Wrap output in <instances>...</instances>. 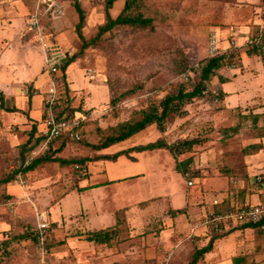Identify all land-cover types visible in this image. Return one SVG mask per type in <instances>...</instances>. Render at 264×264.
Masks as SVG:
<instances>
[{
    "label": "rangeland",
    "instance_id": "obj_1",
    "mask_svg": "<svg viewBox=\"0 0 264 264\" xmlns=\"http://www.w3.org/2000/svg\"><path fill=\"white\" fill-rule=\"evenodd\" d=\"M35 1L0 0V87L4 86V90H12L13 92L10 94L14 95L10 99H5L0 90L2 121H4V126L5 120L11 122L10 116H7V113H11V111L2 103L5 102L6 106L14 104L22 106L27 103L31 96L28 94L25 96L23 92L26 93L27 89L34 86L27 82L30 80H36L35 84L44 83L45 90H41V93L47 91L51 84V75L48 71L49 62L60 60L62 67L57 74L60 77L65 72L66 84L58 88L59 98L63 96L65 102L63 104L68 111L84 117L83 140L80 142L70 141L75 149L79 146L84 147L88 140L96 141L114 134L113 130L121 123L133 118L135 111L159 103L165 96L178 93L181 87L187 91L191 90L194 81L199 79L197 69L200 61L209 56L210 34L218 35L220 28L227 25L240 28L243 24L254 25L252 21L256 19L263 20L264 23L262 9L258 8L256 12L253 9L256 4H250L248 1L137 0L128 13L151 17L152 24L148 26L131 24L116 26L81 53L82 40L75 29L78 14L72 0H37L35 10L40 5V32L31 29L29 25ZM80 1L86 12V25L83 28V33L86 38H90L95 36L99 27L107 21V2ZM49 2L53 3L52 9H49ZM245 21L247 23H244ZM248 21L251 23L249 24ZM14 27L17 28L16 34L19 35V41L22 40L23 43L28 40L27 43L31 41L32 44H37L39 47L28 46L26 47L28 53L23 52V49L19 48L21 44L16 42L17 37L12 30ZM14 30L16 29L14 28ZM27 34L31 39H25ZM1 38L5 42H2ZM231 38L237 41L235 35H232ZM221 41L222 39H220L219 45L224 47ZM44 43L46 46L43 45ZM7 53L12 54L7 56ZM239 54L240 52H237L234 55L235 58L225 66L229 70L226 69L222 76L217 71L216 75H213L211 80L205 83V90H207L204 95L184 100L179 104L175 103L171 107H177V113H174L170 107L171 111L164 124V131L159 130L156 125H151L146 130L127 138L124 142L127 143L125 146H128L129 143L153 142L161 138L169 144L176 145L193 140L191 148L184 152L179 151L174 155L169 151L175 161L173 158L171 159V156L167 160L165 158L163 160L155 157L147 158L146 155L155 153L149 152L142 156L138 162L133 161L131 157L127 156L128 154H121L118 156V160H104L99 163L105 167V175L111 179H122L142 173V176L137 177L138 184L135 186L132 182L135 178L116 180L115 183L125 185V188H131V190L127 189L126 196L137 197L134 188L140 191L137 192L139 194L152 189L153 195L162 194L158 196L172 194V191L176 190L180 195H184L186 192L196 193L194 197L195 195L202 197L205 206H209L217 195L212 191L213 189H209L212 188L211 186H215V180L219 178L222 182L226 179L231 182L234 179L231 167L237 165L238 158L240 162L244 161L243 147L259 140L261 134L264 135V127L254 128L250 117L242 120L241 116L246 110L237 107L238 105L253 104L259 97L263 99L258 90H260V85L264 87V78L259 81L258 78L261 75L264 77V72H252L250 66V68L248 66L245 69L240 68ZM73 56H76L75 59L65 67L64 71V64ZM263 66L264 63L261 64V68ZM232 69L237 70L232 71ZM240 70L244 73H240ZM185 73L191 74H189V80H184L183 74ZM236 75L239 77L229 81L223 87L229 91L223 102L220 81L222 82V77L232 79ZM258 82L260 85L257 87ZM253 91H258L257 95L254 96ZM36 99L40 100V98ZM228 103L234 107L231 108ZM35 104L36 101H34ZM29 120L28 125L30 126L32 120L36 119L29 118ZM239 123L243 124L241 128L238 131L233 130V127ZM29 126H27V130ZM23 132L19 127L17 129H14L13 126L12 129L4 128L0 123V179L15 175L9 185L11 192H8L10 198L7 200L10 202L2 201L0 194V227L3 228L4 224L5 226L8 224L5 230L1 231L3 235L0 236V239L4 241L0 264H40L37 242L31 241L23 246L22 239H18L22 238L26 232L31 233L35 230L36 210L44 212L50 222H52L54 214L60 212L59 209L64 210L62 206L57 208L59 206L56 204H51L49 208L47 204L49 193H43V190L47 188L38 187L39 184H36L39 179L37 176L38 167L29 171L23 169L22 172L19 171V165L23 162L19 145L24 144L28 137L27 132ZM29 156L30 154L27 158ZM185 161L189 165L188 171L197 177L176 174L175 162L177 167V165L184 166ZM81 165H69L66 178L61 174L60 178L58 174V179L64 180L65 178L67 185L71 183V187L76 188L78 179L84 177V166ZM161 165L167 169L166 178L153 176L148 179L145 177L147 174L143 176L144 168L152 174L160 175L159 169L156 171L153 169ZM150 168L152 171H149ZM18 175L22 176L25 185L19 183ZM192 177L194 184L188 189L186 182ZM80 184L84 185V182ZM0 189L4 193V189L1 187ZM51 189L49 188V191ZM109 189L112 191L115 188ZM106 193L107 197H110L111 193L108 190ZM68 197L67 202L69 207H72L70 213L74 215L66 218V221H69L67 226L76 231L80 228L90 231L101 228L87 221L83 225L81 223L84 214L75 215L78 208L84 204V189L83 191L75 190ZM7 202L8 204H6ZM22 203L25 204V207L30 205L31 212L26 210L25 213ZM159 203L166 205L165 201ZM36 207L37 209H35ZM195 220L196 218L193 219V221ZM126 240L127 238L120 236L117 243ZM124 246L127 247V245H122L117 246L116 249L124 252L125 249L120 250ZM23 248L28 254L27 259H23L24 255L20 251ZM97 249V255L103 253L101 247ZM112 249L115 253V248L112 247ZM119 257L118 263L127 264V258ZM73 262L75 264L91 263L88 257L84 260L77 258ZM58 263L59 261L56 262V264ZM140 264H145L143 259Z\"/></svg>",
    "mask_w": 264,
    "mask_h": 264
},
{
    "label": "crops",
    "instance_id": "obj_2",
    "mask_svg": "<svg viewBox=\"0 0 264 264\" xmlns=\"http://www.w3.org/2000/svg\"><path fill=\"white\" fill-rule=\"evenodd\" d=\"M239 1H248L250 4H256L255 6H253V9L257 12L259 8V10L262 9V12H264V0H251L255 1L254 3H252L250 0ZM124 5L125 0H116L113 3L112 9L109 10L112 18H116L118 16ZM244 23L247 22L245 21ZM250 23L251 22H249V24ZM252 23L254 25L243 24L241 28L229 25L223 26L220 28V34L218 33V36L220 37V39H222L221 44L224 47L228 48L230 46L231 36L235 35V38L237 40L236 43L237 45H240L239 49H235V51L237 50L238 53L240 52L238 56L241 62L240 68L245 69V67L250 66L251 68H249L252 70V72L262 73L264 72V66L261 68V64L264 63V54L261 53V51L258 53H251L248 50L252 47L246 46L244 44L247 37L253 36L258 29L264 27L263 20L256 19L255 21L253 20ZM14 28L16 30H14ZM14 28L12 30L16 34L17 28ZM28 36L29 34H27V37L25 39H31V37ZM16 37V42L18 44H21L19 45V48L23 49V52L25 53H28V48H26L28 46L30 47L35 45L36 47H39L37 46V44H32L31 41L30 43H27L28 40L22 43V40L19 41L20 39L18 34H16ZM1 40L2 42H5L3 38H1ZM237 52H235V54ZM10 54L12 53H7V56ZM225 66L218 70L221 76L223 72L228 69ZM237 69H232V71H236ZM241 72L242 74L244 73V71L240 70V73ZM66 77L68 78V75ZM237 77L239 76L236 75L232 79H224L222 77V82L220 81V85L222 86V89L220 90V93H222L221 100H225L229 93V91H227L223 87H225L226 83H228L229 81H233ZM263 78L264 77H262L261 75L258 78V81ZM69 80L70 79L68 78V81ZM35 81L36 80H30L27 82L39 88L40 91L45 90L44 83L40 82V84H35ZM258 85H260L259 82L257 83V87ZM4 88L5 87L2 86L0 87V90L3 92L5 99L14 97V95L10 94L13 92L12 90H4ZM259 88L260 90L258 91H260V96H263V99H260L259 97V99L257 98L256 102H254L253 104L237 106L240 109L243 108L246 110L244 111L245 113L241 116V118L242 120H246V118L250 117L252 119V125L254 128H257V126L264 127V87L263 85H260ZM258 91H253V95H257ZM23 93L25 96L29 95L31 97L29 98V101L22 106L18 104L6 106V103L3 102L4 107H6L7 109L9 108L14 110L13 108H16L15 111L7 113V116H10L11 118V122H8L5 119L4 120L6 121L5 126L8 129H12L13 126L14 129H17L19 127L22 132L26 131L28 135L26 142H28L32 129L34 130V135L38 136L40 132L39 130L43 128L44 125L42 121L46 116V109L41 94L33 96L30 94L27 95L25 92ZM36 98H40V100ZM34 101H36L35 105ZM232 107H234V105H232L231 108ZM67 112L73 113L71 111H68V109ZM2 117L3 116L0 110V123L4 128H6L4 126V121H2ZM29 118L36 119L32 120L30 126L28 125V122L30 121ZM238 125L240 129L243 124L239 123L237 124V126ZM27 126H29L28 130ZM14 140H16V138H14ZM125 140L117 142L108 148L96 152L103 153L105 155H113L116 152L126 149H132L135 146L146 145L152 142L148 141L146 143L139 144L129 143L128 146H125L127 144L124 143ZM252 144H261L262 146L257 152L248 154H244L243 149L246 146L243 147L242 154L244 157V161L240 162V159L238 158V163H236L237 165L231 167L233 168L232 172L234 175V179L231 182L227 181V179L222 182L218 178L215 180V186L213 185L211 186L212 188H209L210 190L213 189L212 191L217 194L214 198L222 199L226 203L235 202L238 204L247 202L257 203L259 201L261 197V189L254 182V174L261 171L264 167V135L261 134L259 140L252 142L249 145ZM51 149L55 151V155L63 156L66 158L75 157L78 155L90 156L95 153L93 150L91 151L89 148H84L83 146H79V148L75 149L71 142H67L65 144L54 142ZM165 151H167V153H165ZM149 152L155 153L154 155H146L147 158L155 157L161 160H163L164 158L167 160L168 157L171 156V159L173 158L175 161V158L170 154L169 150L163 148L144 151L131 150L128 155L126 153L124 155H127L131 157L133 161L138 162L140 161L142 156L148 154ZM118 159L119 158H117L116 160ZM104 160L108 159L91 160L88 161L86 165H83L84 177L78 179L76 188L71 187V183L69 185L65 183V181L67 180H65L66 172L67 169H69V165L62 166L59 162H48L45 164H38L36 166L39 168L37 173L39 179H37L36 184H39L38 187L40 186L47 188L46 190H43V193H49V195H47V204L49 208L51 204H56L57 206H59L57 208H60V206L64 208V210L59 209L60 212L54 214V217L52 218L51 223L52 227H54V241L56 243H60L52 246L49 249L48 253L45 256V263L41 262L40 245L38 241L34 240V238L31 237V235L36 233V228H34L35 230L31 233L26 232L24 234L27 235L26 237H22L21 243H24L23 246L31 241H33V243L37 242L39 249V261L41 264H56V262L58 261V264H75L73 260L77 258L78 260H84L87 257L91 261L90 264H120L118 263L120 261L119 256H121L122 258H127V264H140L142 262V259L145 264H163L166 262L167 264H187L193 260L194 256L199 250H203L208 246L211 248H209V250H207L205 253L200 254L199 259L194 264H264V239L262 235H260L258 231H256V228L236 227L235 229L227 231L223 235L208 237L205 236V230L202 227H198L195 231L197 235L196 239H191L189 238V236L191 235L194 223L196 222V220L202 219V217H204L211 209L214 208L212 204L209 206H205L202 197H197L196 195L194 197V194L196 193L191 194L190 192H186V194L180 195L178 192H176V190L172 191V194L158 196L162 194L160 193L158 195H153L154 193H152V189L150 191L141 192V194H139L137 192L140 191L137 188H134L137 197H128L126 196V194L128 193L127 189L131 190V188H125V185H119V183H115L116 180L135 178L132 181L134 182L135 186L136 184H138L137 177L142 176V173L133 174L127 177H123L122 179H111L105 175V167L99 164ZM186 163L187 162L183 163L184 166L177 165L176 167L175 162L174 170L176 174L188 177L190 176V173L186 172L187 174H184V172L187 171L189 167V165ZM157 169L160 170V175L157 173L152 174V172L150 173L144 168L143 176L147 174L145 177L148 179L153 176L160 178L167 177V169L164 167V165L157 166L153 170L156 171ZM149 171H152V169L150 168ZM58 174L60 178V174L62 175V177H65L64 180L58 179ZM82 182H84V185L80 184ZM11 183L12 182H9L4 185V188L7 190V192H11L9 190V185ZM186 186L189 189L190 186L188 185V180L186 182ZM83 187L84 204H82V206L78 208V212L75 214H84V218L82 217L81 224L84 225V223L92 222L98 227H101L98 229L116 227L117 229H119V238L120 236H124L125 238H127L126 241L117 243L114 246L99 245L93 241H88L84 238H80V236L78 235V233H87L90 232V230L80 228L78 229V231H76L73 230V228L67 226L69 225V221L67 222L66 218H70V216L74 215L73 213H70L72 212V207H69V203L67 202V199L69 198L68 195L75 190L83 191L81 189ZM49 188H52L51 191H49ZM109 188L115 189L111 191ZM106 190L111 193L110 197H107ZM164 201L166 202V205H160L159 202L163 203ZM226 203L225 205H227ZM22 204L23 209H25V213L26 210L31 212L32 208L30 207V205L27 204L28 206L25 207V204ZM216 208L218 209L219 206H217ZM35 209H37V207ZM197 214L198 216H196ZM194 218H196L195 221H193ZM8 222L10 223V221ZM7 225L8 224H6V226ZM6 226L4 224L3 228L0 227V236L3 235L1 234V231L5 230ZM122 245H127V247L124 246L123 249H120H125L124 252L116 249L117 246L119 247ZM100 247L103 249V253L97 255V248ZM112 247L115 248V253H113ZM20 251H22V254L24 255L23 259H27L28 254L25 249L23 248Z\"/></svg>",
    "mask_w": 264,
    "mask_h": 264
},
{
    "label": "trees",
    "instance_id": "obj_3",
    "mask_svg": "<svg viewBox=\"0 0 264 264\" xmlns=\"http://www.w3.org/2000/svg\"><path fill=\"white\" fill-rule=\"evenodd\" d=\"M36 1L34 3V9H33L34 12L36 11L35 10L36 9V3H37ZM115 1L116 0H108L107 1V3H106V10H108L107 21L99 27L98 33L95 36H92L90 38H86L84 33H83V28L86 25L85 24L86 23V12H85L80 0H72L73 5L75 7V10L78 14V21L76 23L75 29H76L78 36L82 40V46L80 49L81 53L86 48L94 45L95 42L98 41L105 33L109 32L110 30H112L116 26L130 25V24L131 25H139V26H148V25L153 23V19L151 17H144L141 14L132 15V14L128 13L129 9L133 6V4L135 2H137V0H125V5H124L123 9L121 10V12L118 14V16L116 18H112V16L109 13V10L112 9L113 3ZM256 34H262L263 35V44H264V27H261L260 29H258L254 35H256ZM248 51H250L251 53H258L261 51V53L264 54V49L249 48ZM75 57L76 56H73V57H71V59H68L66 61V63L64 64V71H65V67H67L68 64L72 60L75 59ZM225 65H226V62H225L223 57L208 56L207 58L202 59L198 65L199 68L197 69L199 79L196 82L194 81L193 88L191 90L187 91L185 88L181 87V89L178 91V93H173V94L165 96L164 99H162L159 103L151 104V105H148L146 108L140 109L139 111H135L134 112L135 116L133 118H131L129 121H127L125 123H121L120 125H118V127L115 128V130H113L114 134L107 135L105 138H100L99 140H96V141H89L88 140L87 143L84 144V148H89L91 151L93 150L95 152L93 155H90V156L89 155H86V156H79L78 155L75 157L66 158L63 156L55 155V151L53 149H51L54 142H60V143L65 144V143L70 142V141L80 142L83 140V137L80 140H75V139H71L68 135L63 134L59 138L54 139L52 141L51 146L47 150V152L40 154L37 157H34L32 159V161L30 162V164L27 165V164H25L27 156L29 154H31L30 152L32 151V149L39 147L40 143L45 139L43 137V135L41 134L42 129L39 130L40 132H39L38 136L34 135V130L32 129V132L30 133V137L28 139V142L19 145V151L21 153V156H23V162L21 165H19V168H18L19 171L22 172V169L25 171H29V170L33 169L34 167H36L38 164H45L48 162L49 163L50 162H59L62 166L71 165V164H78V165L82 164L81 166H83V165H86V163L88 161H91V160L108 159V160H114L115 161L118 158V156H120L121 154H125V153L128 154L131 150L144 151V150L163 148V149H167V150L171 151L174 155H176V152H179V151L184 152L186 149L191 148V145L194 142L193 140L184 141L181 143H177L176 145H172V144H169L165 140L160 138V139L153 141V142H150L146 145L135 146L132 149H126L123 151H119L113 155H105L103 153H97L96 151L108 148L117 142H120V141H123L127 138H130L134 134L139 133L140 131L146 129L147 127H149L151 125H156L159 130L164 131V124H165V122H166V120L170 114L171 109L174 113H177V110H178L177 107L172 108L171 106L174 105L175 103L179 104V103H182L184 100L194 99L196 97H201L202 95H204L205 94L204 93L205 92V83L207 81L211 80V77L213 75H216V72L220 68L224 67ZM64 75H65V72L61 76L63 77ZM191 77H193V76H191ZM65 84H66V79L64 76L63 80L59 84V88ZM63 103H65L63 101V96H60L59 107H58L60 113L67 112V108H66V106H64ZM2 105L4 106L3 103H2ZM170 107H171V109H170ZM13 109L14 110L8 108V110H10V111L16 110V108H13ZM45 118H46V116H45ZM45 118L43 119V122H42L43 125L45 122L44 121ZM233 130L238 131L239 125L238 126L236 125L235 127H233ZM261 146H262L261 144H252V145L246 146L243 149V152H244V154L255 153L261 148ZM186 164H188V162ZM188 170H189V168L187 169V171L184 172V174L187 172V173H190L191 176L197 177L196 175H194L193 173H191ZM14 176L15 175H12L11 177L7 176V177H3L0 179V187L2 189H4V193H3V190L0 191L2 201L6 202L9 200L8 198H10V195L7 192V190L4 188V185L9 183L11 180H13ZM81 189L83 190L84 187ZM236 204H238V203L233 202V205H236ZM228 205H231V204H228ZM224 206H225V203H224V205L219 206L218 210H221ZM240 227H254V228H256V231H258V233L260 235L263 234L258 229V225H256V224L241 225ZM53 232L54 231H53V227H52V223H51L50 235H49L48 241L46 243V246L48 249H50L52 246H55V245L60 243V242L56 243L54 241ZM78 235L80 236V238H84L88 241H93L99 245L113 246L119 241V229H117L116 227H107L105 229H98V230L90 231L87 233H84V232L78 233ZM221 235H223V234H221ZM26 236L27 235H24L23 237H26ZM31 237L34 238V240H37L39 245H40V241H39L36 233L31 235ZM262 237H263V235H262ZM20 239H22V238L20 237L18 240H20ZM5 243H7V241H5ZM1 248H0V258L2 257V255H1L2 251L1 250H3V248L2 249ZM209 248H211V247L208 246L203 250H199L196 253V255L194 256L193 260L187 264H194L195 262H197L200 254L205 253L207 250H209ZM166 264H167V262H166Z\"/></svg>",
    "mask_w": 264,
    "mask_h": 264
},
{
    "label": "built area",
    "instance_id": "obj_4",
    "mask_svg": "<svg viewBox=\"0 0 264 264\" xmlns=\"http://www.w3.org/2000/svg\"><path fill=\"white\" fill-rule=\"evenodd\" d=\"M97 1L107 2L108 0ZM39 6L29 18L30 28L38 32L41 30V12L39 11ZM52 7L53 3L49 2V9H52ZM209 38V56L223 57L226 65L229 64V62L235 58V49L239 48L240 45H237L235 39L231 38L230 46L228 48H224L219 45L220 38L216 33L210 34ZM45 44L46 43L43 45L46 46ZM244 44L246 46H251L252 48L264 49L263 35L257 34L247 37ZM232 64H234V62ZM61 67L62 63L60 60L56 62H49L48 71L51 75V84L48 90L44 93H41L36 86H32L29 90H26V94L33 96L42 94L46 109L44 127L41 130V134L45 139L40 143L39 147L32 150L30 156L26 159L25 164L27 165L30 164V161L34 157L46 152L50 148L51 142L63 134H66L71 139L75 140H80L83 137L82 132L84 117L82 115H76L69 112L60 113L58 109L60 100L58 88L62 80V76L59 77L57 73L61 71ZM189 74H183L184 80L190 79ZM17 178L20 184L25 185V181L22 179L21 175H18ZM254 182L261 189V197L257 203L247 202L233 205V203H226L222 199L214 198L211 203L214 208L202 217V219L197 220L194 223L189 238L196 239L197 235L195 231L198 227H202L205 230V236L213 237L215 235L225 234L227 231L240 227L241 225L256 224L258 225V229L263 233L262 235L264 239V169L254 175ZM193 184L194 178H189L188 185L192 186ZM8 202L6 204H8ZM224 203L227 205H225L221 210L216 208L217 206L224 205ZM36 218V234L40 241L41 262L45 263V256L49 251L46 243L50 235L51 222L47 219L44 212L41 211L36 212ZM3 241V239H0V248L2 247Z\"/></svg>",
    "mask_w": 264,
    "mask_h": 264
}]
</instances>
